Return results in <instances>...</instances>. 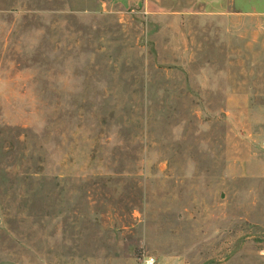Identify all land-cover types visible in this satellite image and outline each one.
<instances>
[{
  "label": "rangeland",
  "instance_id": "374dc122",
  "mask_svg": "<svg viewBox=\"0 0 264 264\" xmlns=\"http://www.w3.org/2000/svg\"><path fill=\"white\" fill-rule=\"evenodd\" d=\"M0 264H264V0H0Z\"/></svg>",
  "mask_w": 264,
  "mask_h": 264
},
{
  "label": "built area",
  "instance_id": "2783aa9c",
  "mask_svg": "<svg viewBox=\"0 0 264 264\" xmlns=\"http://www.w3.org/2000/svg\"><path fill=\"white\" fill-rule=\"evenodd\" d=\"M152 262L154 261V259L151 260Z\"/></svg>",
  "mask_w": 264,
  "mask_h": 264
}]
</instances>
